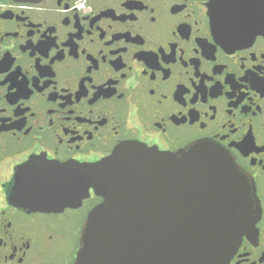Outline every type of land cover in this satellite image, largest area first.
<instances>
[{
	"label": "flooded vegetation",
	"instance_id": "obj_1",
	"mask_svg": "<svg viewBox=\"0 0 264 264\" xmlns=\"http://www.w3.org/2000/svg\"><path fill=\"white\" fill-rule=\"evenodd\" d=\"M198 139L254 186L258 216L226 264H264V0H0V264H73L102 200L90 187L39 209L17 192L124 142Z\"/></svg>",
	"mask_w": 264,
	"mask_h": 264
},
{
	"label": "water",
	"instance_id": "obj_2",
	"mask_svg": "<svg viewBox=\"0 0 264 264\" xmlns=\"http://www.w3.org/2000/svg\"><path fill=\"white\" fill-rule=\"evenodd\" d=\"M42 182L11 198L53 209L80 202L90 187L102 197L81 226L73 264H226L258 216L251 178L210 139L175 151L124 142L88 169Z\"/></svg>",
	"mask_w": 264,
	"mask_h": 264
}]
</instances>
